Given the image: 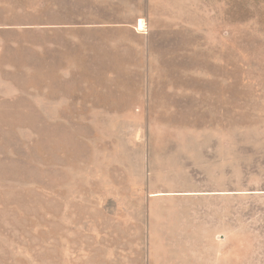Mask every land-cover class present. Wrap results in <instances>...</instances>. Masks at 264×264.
Returning a JSON list of instances; mask_svg holds the SVG:
<instances>
[{"label": "rangeland", "instance_id": "1", "mask_svg": "<svg viewBox=\"0 0 264 264\" xmlns=\"http://www.w3.org/2000/svg\"><path fill=\"white\" fill-rule=\"evenodd\" d=\"M0 264H264V0H0Z\"/></svg>", "mask_w": 264, "mask_h": 264}]
</instances>
